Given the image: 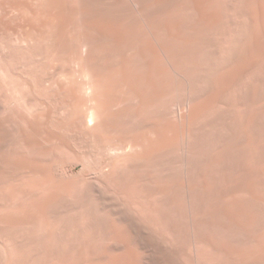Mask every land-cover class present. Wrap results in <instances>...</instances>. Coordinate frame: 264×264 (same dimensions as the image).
<instances>
[{
    "label": "rangeland",
    "instance_id": "1",
    "mask_svg": "<svg viewBox=\"0 0 264 264\" xmlns=\"http://www.w3.org/2000/svg\"><path fill=\"white\" fill-rule=\"evenodd\" d=\"M14 1L16 2V0H13V2L10 0H1L0 2V37L1 34L4 33V28L8 31L10 29L9 32L12 35H9L12 38L8 36L11 41H9L7 44V40H5V37L7 36L3 34L4 37L2 35V38H4L3 40L6 42L4 41L5 43H2L8 45V47H11L8 48L9 51L13 48L11 51L12 53L18 51L17 55L22 54L25 51V48H29V43L32 44V42L27 41L29 38L25 36L28 35L27 33L30 32L32 27L30 18H32L33 14L36 12V25L38 24L39 27L40 25H45V42L43 43V48L41 45V49L43 51L40 49V51L44 52L43 54L45 56L44 58L40 59V61L42 60V67L51 70L52 68H55V65L56 67L61 66V68L64 67V70H66L68 72L67 74L69 75L66 77V80L64 78L60 79L59 77H53L52 79L49 78V80L45 78L47 79L45 80L42 79L44 77L43 75L41 76L39 72L35 73L32 71L33 66L29 62L27 64L29 66H26L29 69L27 71L24 70L26 68L24 67L26 63L24 65L23 61L22 65H24V69L23 67L22 69L25 71V76L29 75V79L24 76L22 78L18 76V78H13L14 71H12V69L9 70L8 76L11 79V71L13 78L12 80H15V82L18 83L19 81L20 83L22 82L20 79L23 80V78H25L23 81L27 87L22 82V84L26 87L23 89L24 92L25 90L27 92L29 91L28 93H25L26 95L24 94L25 97H27L25 99L31 102L34 101V105L36 102L37 105L38 103L40 104L38 106L41 109L36 107L37 111H33L32 114H29L30 112L27 113L28 111L25 109V107L22 108L23 105L20 102L16 103L15 95H12L13 88L10 85L12 88L10 89L8 84L9 79H3L4 77L2 78L0 76V234L3 233L0 236V258L2 264H5L6 262L7 264H77V262L78 264H154V261H157L158 259L159 262L157 261L155 264H161L160 260L163 259V257L161 258L159 255L164 256L165 253L170 250V248L173 251H178L181 260L179 259L180 262L176 260L174 263L173 261L178 259L179 256H177L178 254H175L176 252L173 253L177 257H175V259L172 261V256H170L172 255V252H170L172 250H170L168 254L166 253L163 259L167 260L168 255L171 253L169 255L171 257L169 258L170 260H165L162 264H226V262L227 264H237L238 262V264H259L257 262L260 261V255L263 261L264 57L262 56H264V0H69V2H67V0H39L40 3H36V6L39 5L40 7L38 6L37 8H34L36 6L33 0V2H31V0H18L23 3L26 2L28 5L27 7L32 6V9H29L35 10L33 13L29 9V11L26 12L25 10H19L15 5V7H13ZM28 1L31 3V5H29ZM69 3L72 5H69ZM9 6L10 8H8ZM4 9L7 10L5 11ZM8 9L12 12H10ZM241 9L242 12H240ZM29 12L32 16L29 15ZM52 14L54 15L52 16ZM15 16L16 18H14ZM36 19H38L40 24L36 21ZM6 24L9 25L10 28ZM247 24V27H249L247 28L249 29V32H246L245 29H243ZM70 28H72L73 31ZM26 29L28 30L27 32ZM242 33L244 36H242ZM234 34L236 35L233 36ZM237 36H240L239 39ZM241 37L247 38L245 39L248 41V43H250V45L248 43L247 44L252 46V50L238 45V41ZM234 39H236V42H233ZM85 42L88 44V46ZM229 42L230 44H228ZM6 47L3 51L4 53L6 51L9 52ZM31 47L33 50L37 49V45L34 43ZM38 47H40V45ZM233 47L237 49V52L235 48L234 50L232 49ZM261 47L263 49L262 51ZM111 48L114 50L112 51ZM79 49H82L83 51ZM14 50L16 51L14 52ZM1 52L2 51H0V56L2 54ZM233 53H235V55ZM231 54H233L234 57L231 56ZM90 58L93 61H91ZM83 59L85 60L83 61L84 63L82 62ZM229 59L230 62L232 61L231 63L229 62ZM159 62L161 63L162 67ZM244 62L249 63L251 67L248 71H246V73L244 72L245 74H241L242 76L239 75V77L236 74L237 69L239 65L243 64ZM261 62L263 63V67H261ZM92 71L95 72L93 73ZM31 72H33V74ZM155 73L156 75H154ZM38 74L40 77H38ZM108 74L109 76H107ZM120 74L121 76H119ZM246 74L249 76H246ZM157 75L160 76L158 77ZM153 76L156 78L158 77L157 79L159 82H156L157 79ZM235 77L237 79H235ZM35 78H37V80ZM81 78L85 80V82L81 80ZM169 78H171V80ZM213 78L216 79V82ZM42 80L43 83H41ZM45 83L47 86L44 85ZM80 84H82V100L84 98L91 99L92 96V102L97 101L95 103H97V108L99 110L98 116L102 117L106 114L104 117H102V119L97 117L98 120L96 122V130L98 131L99 128L101 130L96 133L97 135L91 134L89 137V134L86 132V129L90 130L88 127L89 120H86L87 118L84 117L87 123H85L86 121H83V119L82 123L80 124L81 127L78 126L81 129L82 124L86 127H83V133H81V129H78L82 134V139L80 137L81 134L78 135L79 142L84 144L80 145L79 143L80 146H76V150L73 149L75 156H72L73 151L71 152L72 154L68 151L67 154L66 151H64L65 153L63 152V154L62 151L57 149L58 147H56V144L52 145V147L48 145V147H46L45 143L43 147H46V149H52L46 150L43 147L42 149L41 146L47 139V137H44L46 134L39 131L43 134L42 137L41 134L35 131V134L33 133L34 136H32V132L27 126L23 124L22 119L27 120V122L30 124L33 123V125H35L34 120L38 119V117L35 119V113V116L38 114H45V112V115L50 113L51 116H45L43 114L44 116L39 118L42 119V121L38 123H40V125L43 127L49 124L46 117H50L51 119H62L63 116L64 119H67L65 117L67 116L68 111L70 113L72 107L70 106L71 102L67 101L69 97H65L66 99L64 98V96H66V91L63 95L64 91L62 92V90L66 89V87L71 88L75 85L79 87ZM103 85L105 86L103 87ZM163 85L164 89H161L163 88ZM173 86H175V89ZM125 87H127V89H125ZM32 88L34 89L32 90ZM94 89L96 91H94ZM83 90L85 92H83ZM101 91L103 93H101ZM144 91L145 93L143 94ZM137 92H139V94ZM56 93L60 95L59 98H61V100L65 99V105H63L65 103L64 101L63 104L62 102H60V105L58 104V98L54 97L57 95ZM89 93H91V95ZM127 93L128 96H126ZM80 94L81 93L77 94V97ZM115 94L120 95L121 97H117ZM50 95H54V99H51ZM112 97L114 101L111 99ZM125 97L129 100H125ZM144 97L146 98L144 99ZM85 99L83 101H85ZM9 100L13 101L9 102ZM52 100L56 101V103ZM137 100L138 102L136 103ZM100 101L101 103H99ZM119 101H122V103ZM51 103L54 104L52 105ZM68 103L69 106L67 105ZM118 104L119 106H117ZM138 104L141 105L137 107ZM111 105L115 107L108 108V106ZM104 107H107V112ZM154 110L156 111L154 112ZM18 111L20 113H18ZM53 111H56V116L60 114L59 117L52 115ZM122 111L126 115L122 113ZM168 111L169 113H166ZM72 113L68 114V116H73ZM107 113L109 118L107 117ZM163 114L166 115L164 116ZM119 115L120 117H118ZM259 115L261 116L258 117ZM52 116L54 118H52ZM70 116L68 118L71 120L72 118H70ZM43 117L45 120H47V122L43 120ZM50 118L48 119L51 120ZM75 118L76 117L74 115L73 119ZM108 119H110V121H108ZM43 121L48 124H42ZM100 125H102L101 127H105L101 128ZM15 127H17L18 130ZM105 128L107 129L104 133ZM115 130L116 132L111 133ZM29 131L31 133L28 134ZM123 131L125 132L123 133ZM22 132L24 133L22 134ZM101 134L102 136H99ZM38 135L39 137L41 136L44 141L41 139V137L39 138ZM91 136L94 137V139L93 137L91 139L93 142L90 140ZM132 136L135 138L133 139ZM254 136L257 138V143L254 141L256 139ZM126 138L130 139L127 140ZM138 140L141 141V145L138 143ZM85 142H88V145L86 144L88 147L89 143L90 145L93 144L91 145V147L94 149H92V152L85 150L88 148L85 145ZM104 142L106 144L113 143V145L116 146L117 144L119 146L121 145L120 148L123 149L113 151V154L110 150V153H106L104 152V148L101 149L105 144ZM129 142L131 145H129ZM259 145L263 148L259 147ZM53 146L56 150H58L57 152H55L56 150ZM160 146L162 147L159 148ZM257 146L260 149H258ZM142 147H144V149ZM76 151L78 153L77 155ZM86 152L89 154L93 152L95 153L87 155L88 153ZM68 154L70 156H68ZM106 154H108V156ZM118 154L120 156H118ZM109 155H111V157ZM43 156L46 157L43 158ZM76 156H80L79 158L77 157L80 162L81 159H84L82 160L83 165L81 163V166L80 164L74 165ZM257 156L258 158H256ZM71 157L75 159H72ZM107 157H109L110 160ZM130 157L131 159L133 158V160H131ZM88 159L89 161H87ZM17 160H19L22 164L18 163L19 161ZM22 160L25 163H23ZM26 160L28 162H26ZM7 161H9L8 164L10 165L6 164ZM54 161L57 163V166L55 165ZM13 162L16 163L14 164ZM26 163L29 167L24 165ZM30 163L32 164L30 165ZM51 163L53 166L52 169L54 168L53 170L56 172V166L58 169L57 171H59L55 173L52 170L57 176L52 174L50 169V171L48 170L47 174H45V169L47 170V167H51ZM12 164H14V166L11 167ZM106 164L109 167H107ZM16 165L24 166H21V168L15 167ZM15 168L18 170V172L21 171L22 173H16L17 170L14 171ZM20 168L25 170V172ZM176 169L179 172H177ZM26 172H28L29 175ZM41 172L45 173L42 174ZM24 173L27 176H25ZM3 177L5 179H3ZM32 177L35 181L32 179ZM44 177L45 179L47 177L48 181L42 179ZM23 178L26 181H24ZM57 179L59 180L57 181ZM10 181L12 183H10ZM16 181L17 183H21L22 186L19 183L17 184ZM33 181L34 183L36 182V184H34ZM30 183H32L31 188L29 185ZM11 185H14V187L11 188ZM7 186L9 187L5 189ZM13 188H16L18 191ZM3 212H5V214ZM22 213L25 214L23 215ZM21 225L23 227H21ZM59 225L61 227H59ZM52 228H54V230ZM18 231H20V233ZM64 233L65 235L63 236ZM45 234L48 235V237ZM46 239L47 241L45 243ZM161 240L164 241L163 243L166 248L170 247L168 250H165L166 248L163 247L164 245H160L163 244ZM160 247L162 249L164 248L163 250L165 251H160ZM156 250L159 251H157V255ZM149 251L152 253H149ZM53 256L56 257L54 258ZM154 257L157 260H154ZM183 257L187 258L183 259ZM3 258L5 259L3 260ZM60 258H62V260H60ZM7 259L9 260L7 261ZM190 259H192L194 262L190 261Z\"/></svg>",
    "mask_w": 264,
    "mask_h": 264
},
{
    "label": "bare ground",
    "instance_id": "2",
    "mask_svg": "<svg viewBox=\"0 0 264 264\" xmlns=\"http://www.w3.org/2000/svg\"><path fill=\"white\" fill-rule=\"evenodd\" d=\"M6 1H9V0H6ZM11 2H13V0H10ZM24 1H26V0H24ZM30 1V0H29ZM28 1V3H29V5H31V3ZM34 2H35V6H36V3H40V1L39 0H33ZM32 0H31V2H33ZM64 1V0H63ZM95 1V0H94ZM106 1V0H105ZM152 1V0H151ZM0 2H1V0H0ZM58 2V1H57ZM67 2H69V0H67ZM74 2V1H73ZM76 2V1H75ZM119 2V1H118ZM127 2V1H126ZM129 2V1H128ZM10 3V2H9ZM48 3V2H47ZM61 3V2H60ZM98 3V2H97ZM100 3V2H99ZM103 3V2H102ZM122 3V2H121ZM10 4H12V3H10ZM71 3H69V5H70ZM145 4V3H144ZM149 4V3H148ZM2 5H3V3H2ZM1 5V6H2ZM7 5V4H6ZM20 10H25L26 12H28L30 9H32L31 7H27L28 5L26 4V2L25 3H23V2H20V1H18V0H16V2L14 1V4H13V7H15V6ZM32 5H33V3H32ZM44 5V4H43ZM45 5H47V4H45ZM55 5V4H54ZM53 5V6H54ZM65 5V4H64ZM72 5V4H71ZM101 5V4H100ZM109 5V4H108ZM39 5H37L36 7H34V8H37ZM112 6V5H111ZM154 6V5H153ZM40 7V6H39ZM42 7V6H41ZM71 7V6H70ZM76 7H77V5H76ZM117 7V6H116ZM2 8H3V6H2ZM5 8V7H4ZM7 8V7H6ZM8 8H10V6L8 7ZM30 8V9H29ZM46 8V7H45ZM51 8V7H50ZM58 8V7H57ZM68 8V7H67ZM78 8V7H77ZM105 8V7H104ZM124 8V7H123ZM14 9V8H13ZM29 9V10H28ZM43 9V8H42ZM41 9V10H42ZM112 9V8H111ZM111 9H110V11H111ZM118 9V8H117ZM129 9V8H128ZM153 9V8H152ZM5 10V9H4ZM7 10V9H6ZM5 10V11H6ZM9 10V9H8ZM18 10V11H19ZM56 10V9H55ZM10 11V10H9ZM17 11V12H18ZM24 11V12H25ZM30 11H32V13H33V11H35V10H30ZM54 11V10H53ZM103 11V10H102ZM4 12V11H3ZM10 12H12V11H10ZM15 12V11H14ZM23 12V11H22ZM39 12V11H38ZM42 12V11H41ZM52 12V11H51ZM89 12V11H88ZM109 12V11H108ZM137 12V11H136ZM240 12H242V9H241V11ZM6 13V12H5ZM47 13H49V12H47ZM53 13V12H52ZM57 13V12H56ZM65 13V12H64ZM70 13H71V11H70ZM133 13V12H132ZM247 13H249V12H247ZM246 13V14H247ZM22 14V13H21ZM43 14V13H42ZM100 14V13H99ZM244 14H245V12H244ZM251 14V13H250ZM11 15V14H10ZM16 15H19V14H16ZM25 15V14H24ZM29 15H31L30 14V12H29ZM29 15H27V16H29ZM36 15V12L33 14V16H32V18H30L31 20V25H32V27H31V29H30V32L29 33H27L28 35L27 36H25V37H28V38H26V39H28L27 41H31L32 42V44L31 43H29V45H30V47L29 48H25V51L22 53V54H19V55H17L18 53V51L17 52H15L16 50H14V52L15 53H12L11 51H12V49H10V51L8 50V48L10 47H8V45H6V44H3V43H5L6 41L5 40H7V44L9 43V41H11L10 40V38H8V36L9 35H11V33L9 32L10 31V29H9V31L8 30H5V28L3 29L4 31V33L3 34H5L7 37H5V40H3L4 38H2V35L3 34H1V37H0V39H1V41H0V51H2L1 53V56H0V76L3 78V79H9L8 80V84H9V86L11 85L12 86V88H11V86H10V89H12V91H13V93H12V95L14 96L15 95V99H16V103L18 102H20L23 106H22V108L23 107H25V109L28 111L27 113H29V114H32L33 113V111H37V108L36 107H38V108H40L38 105H40L39 103H38V105H37V102L35 103V105L33 104V102H31V101H27L25 98H27V97H25V93L27 92L26 90H25V92H24V89L27 87L26 86V84H25V82L23 81L25 78H23V80H21L20 79V81H22L23 82V84H25V86L22 84V82H20L19 83V79L17 80L18 81V83L17 82H15V80H12L13 78H18V77H27L28 78V76H25L24 74V70H28L29 68H27L26 66H29V65H27L28 64V62L30 63V64H32V66H33V70L32 71H34L35 73H40L41 74V76L43 75V77L44 78H42V79H45V78H47L48 80H49V78L50 79H52L53 77H59L60 79L61 78H64L65 80L67 79L66 77L69 75V74H67L68 72L66 71V70H64V67L63 68H61V66L60 67H56V65H55V68H52L51 70L49 69H46V68H43L42 67V64H41V61H40V59H42V58H44L45 56H44V52H42L43 50L41 49V45H42V48H43V43L45 42V37H44V30H45V25H43V26H41L40 25V27L38 26V24L36 25V22H35V16ZM38 15V14H37ZM40 15V14H39ZM46 15V14H45ZM51 15V14H50ZM54 14H52V16H53ZM58 15V14H57ZM71 15H74V14H71ZM249 15V14H248ZM254 15V14H253ZM21 16V15H20ZM44 16V15H43ZM64 16V15H63ZM69 16V15H68ZM101 16V15H100ZM247 16V15H246ZM252 16V15H251ZM49 17V16H48ZM48 17H47V19H48ZM51 17V16H50ZM55 17V16H54ZM79 17V16H78ZM129 17V16H128ZM130 17H132V16H130ZM242 17V16H241ZM248 17V16H247ZM254 17V16H253ZM14 18H16V16L14 17ZM26 18V17H25ZM28 18V17H27ZM53 18V17H52ZM80 18V17H79ZM93 18V17H92ZM66 19V18H65ZM252 19V18H251ZM3 20V19H2ZM1 20V21H2ZM20 20V19H19ZM22 20V19H21ZM67 20H68V18H67ZM247 20V19H246ZM15 21V20H14ZM27 21V20H26ZM30 21H28V22H30ZM36 21L37 22H39L38 21V19H36ZM62 21V20H61ZM70 21V20H69ZM69 21H68V23H69ZM73 21V20H72ZM80 21V20H79ZM78 21V22H79ZM99 21V20H98ZM97 21V22H98ZM130 21V20H129ZM24 22V21H23ZM46 22H47V20H46ZM51 22V21H50ZM57 22V21H56ZM118 22V21H117ZM244 22V21H243ZM250 22V21H249ZM4 23V22H3ZM3 23H1V24H3ZM42 23V22H41ZM80 23V22H79ZM240 23V22H239ZM247 23V22H246ZM5 24V23H4ZM25 24V23H24ZM29 24V23H28ZM39 24H40V22H39ZM46 24V23H45ZM56 24V23H55ZM120 24V23H119ZM242 24V23H241ZM7 25V24H6ZM61 25V24H60ZM68 25V24H67ZM74 25V24H73ZM115 25H116V23H115ZM124 25V24H123ZM244 25V24H243ZM9 28H10V26L9 25H7ZM12 26V25H11ZM72 26V25H71ZM248 26V24L246 25V26H244L245 28H243V29H245V31L246 32H249L248 30L249 29H247V28H249V27H247ZM2 27H3V25H2ZM6 27V26H5ZM47 27V26H46ZM51 27H53V26H51ZM252 27V26H251ZM67 28V27H66ZM83 28V27H82ZM29 29V28H28ZM55 29V28H54ZM72 31H73V29L72 28H70ZM80 29V28H79ZM85 29V28H84ZM258 29V28H257ZM25 30V29H24ZM75 30V29H74ZM94 30V29H93ZM108 30V29H107ZM241 30V29H240ZM12 31V30H11ZM20 31V30H19ZM28 30L26 29V32H27ZM54 32V31H53ZM64 32V31H63ZM77 32V31H76ZM79 32V31H78ZM94 32V31H93ZM106 32V31H105ZM104 32V33H105ZM240 32H242V31H240ZM245 32V33H246ZM0 33H1V31H0ZM52 33V32H51ZM56 33V32H55ZM70 33H72V32H70ZM82 33H83V31H82ZM95 33V32H94ZM103 33V34H104ZM262 33V32H261ZM60 34V33H59ZM58 34V35H59ZM77 34V33H76ZM75 34V35H76ZM247 34V33H246ZM245 34V35H246ZM258 34V33H257ZM68 35V34H67ZM74 35V34H73ZM81 35V34H80ZM83 35V34H82ZM236 34H234L233 36H235ZM260 35V34H259ZM12 36V35H11ZM11 36H9V37H11ZM23 36V37H24ZM61 36V35H60ZM242 36H244L243 35V33H242ZM249 36V35H248ZM3 37H4V35H3ZM16 37V36H15ZM51 37V36H50ZM64 37V36H63ZM105 37V36H104ZM124 37V36H123ZM128 37V36H127ZM238 37V36H237ZM240 37V36H239ZM239 37H238V39H239ZM9 40H8V39ZM12 38V37H11ZM67 38V37H66ZM70 38V37H69ZM73 38V37H72ZM87 38V37H86ZM85 38V39H86ZM246 38V37H245ZM244 37H241L240 38V40L238 41L239 43H238V45H240V46H243V47H246V48H248V49H251V47L252 46H249L250 45V43H248V41H246V39H245ZM46 39H48V38H46ZM56 39V38H55ZM68 39V38H67ZM74 39V38H73ZM102 39V38H101ZM118 39V38H117ZM124 39V38H123ZM130 39V38H129ZM237 39V38H236ZM236 39H234L233 40V42L235 41L236 42ZM3 40V41H2ZM18 40V39H17ZM60 40V39H59ZM64 40V39H63ZM79 40V39H78ZM5 41V42H4ZM47 41V40H46ZM102 41V40H101ZM125 41V40H124ZM231 41V40H230ZM3 42V43H2ZM17 42V41H16ZM25 42V41H24ZM77 42V41H76ZM94 42V41H93ZM104 42V41H103ZM123 42V41H122ZM127 42H129V41H127ZM126 42V43H127ZM131 42V41H130ZM232 42V43H233ZM11 43V42H10ZM22 43V42H21ZM33 43L35 44V45H37V49L36 50H33V48L31 47L32 45H33ZM52 43V42H51ZM66 43H69V42H66ZM79 43V42H78ZM86 43V42H85ZM95 43V42H94ZM249 45H248V44ZM12 44V43H11ZM46 44V43H45ZM61 44V43H60ZM62 44H63V42H62ZM72 44V43H71ZM71 44H69V45H71ZM81 44V43H80ZM87 44V43H86ZM228 44H230V42L228 43ZM236 44V43H235ZM7 47H6V46ZM14 45H15V43H14ZM14 45H12V46H14ZM27 45V44H26ZM40 45V47H38ZM47 45V44H46ZM82 45V44H81ZM66 46V45H65ZM77 46V45H76ZM83 46V45H82ZM85 46V45H84ZM87 46H88V44H87ZM97 46V45H96ZM101 46V45H100ZM228 46H230V45H228ZM239 46V47H240ZM5 47L7 48V50L9 51V52H3L4 50H5ZM35 47V46H34ZM49 47V46H48ZM230 47H232V46H230ZM11 48V47H10ZM32 50H31V49ZM46 48V47H45ZM59 48V47H58ZM64 48H66V47H64ZM78 48H79V46H78ZM88 48V47H87ZM87 48H86V52H87ZM93 48V47H92ZM108 48V47H107ZM227 48H229V47H227ZM234 48L235 47H233L232 49L234 50ZM3 49V50H2ZM15 49V48H14ZM27 49V50H26ZM28 49H30V50H28ZM35 49V48H34ZM40 49L42 50V51H40ZM53 49V48H52ZM75 49H77V48H75ZM112 49V48H111ZM119 49V48H118ZM74 50V49H73ZM79 50H82V49H79ZM94 50V49H93ZM100 50V49H99ZM114 49H112V51H113ZM233 50H231V51H233ZM235 50H236V52H237V49L235 48ZM246 50V49H245ZM252 50V49H251ZM263 49H262V47H261V51H262ZM55 51V50H54ZM83 51V50H82ZM89 51V50H88ZM228 51H229V49H228ZM230 51V52H231ZM264 51V50H263ZM11 52V53H10ZM58 52V51H57ZM94 52V51H93ZM100 52V51H99ZM109 52V51H108ZM234 52V51H233ZM235 52V53H236ZM249 52V51H248ZM54 53V52H53ZM103 53V52H102ZM101 53V54H102ZM229 53V52H228ZM235 53H233L234 55H235ZM261 53V52H260ZM55 54V53H54ZM79 54V53H78ZM89 54V53H88ZM104 54V53H103ZM112 54V53H111ZM110 54V55H111ZM230 54V53H229ZM233 54H231V56H233ZM82 55H83V53H82ZM85 55H87V54H85ZM90 55V54H89ZM128 55V54H127ZM262 55V54H261ZM264 55V54H263ZM53 56V55H52ZM56 56V55H55ZM78 56V55H77ZM119 56V55H118ZM229 56V55H228ZM237 56V55H236ZM61 57V56H60ZM65 57V56H64ZM80 57V56H79ZM83 57V56H82ZM101 57V56H100ZM108 57V56H107ZM121 57V56H120ZM126 57V56H125ZM234 57V56H233ZM262 57H264V56H262ZM76 58V57H75ZM84 58V57H83ZM103 58V57H102ZM122 58V57H121ZM67 59V58H66ZM73 59V58H72ZM82 59V58H81ZM85 59V58H84ZM82 60V62L83 61H85V60ZM125 59V58H124ZM239 59V58H238ZM27 62H26V61ZM53 60H54V58H53ZM90 60L91 61H93L91 58H90ZM98 60V59H97ZM104 60V59H103ZM102 60V61H103ZM108 60V59H107ZM110 60V59H109ZM113 60H115V59H113ZM112 60V61H113ZM130 60V59H129ZM141 60V59H140ZM220 60V59H219ZM22 61L24 62L23 64L25 65V63H26V65L24 66V65H22ZM49 61V60H48ZM61 61V60H60ZM69 61V60H68ZM72 61V60H71ZM88 61V60H87ZM101 61V60H100ZM131 61V60H130ZM221 61V60H220ZM67 62V61H66ZM78 62V61H77ZM80 62V61H79ZM229 62H230V59H229ZM228 62V63H229ZM232 62V61H231ZM230 62V63H231ZM233 62H235V61H233ZM40 63V64H39ZM49 63V62H48ZM52 63V62H51ZM63 63V62H62ZM73 63V62H72ZM84 63V62H83ZM102 63V62H101ZM152 63V62H151ZM158 63V62H157ZM160 63V62H159ZM262 63V62H261ZM56 64H58V63H56ZM104 64V63H103ZM106 64V63H105ZM118 64V63H117ZM125 64V63H124ZM152 64H154V63H152ZM240 64V63H239ZM22 65V66H21ZM64 65V64H63ZM68 65H69V63H68ZM75 65H77V64H75ZM74 65V66H75ZM80 65V64H79ZM90 65V64H89ZM109 65V64H108ZM126 65H128V64H126ZM126 65H125V68H126ZM148 65V64H147ZM160 65H161V63H160ZM228 65V64H227ZM232 65V64H231ZM26 67L25 69H24V67ZM49 66V65H48ZM82 66H83V64H82ZM261 66V65H260ZM22 67H23V69H22ZM77 67V66H76ZM94 67V66H93ZM96 67V66H95ZM107 67V66H106ZM161 67H162V65H161ZM161 67H159V68H161ZM213 67V66H212ZM250 64L249 63H247V62H244L243 64H241V65H239V67H238V69H237V75L239 76V75H241V74H245L246 73V71H248L249 69H250ZM261 67H263V63H262V66ZM66 68V67H65ZM73 68V67H72ZM78 68V67H77ZM81 68V67H80ZM79 68V69H80ZM88 68V67H87ZM92 68V67H91ZM164 68V67H163ZM209 68V67H208ZM12 69V71H14L13 72V78H12V72L10 71V75H11V79L9 78V76H8V73H9V70H11ZM96 69V68H95ZM100 69V68H99ZM106 69V68H105ZM122 69V68H121ZM132 69H133V66H132ZM140 69V68H139ZM144 69H145V67H144ZM143 69V70H144ZM155 69V68H154ZM166 69V68H165ZM68 70V69H67ZM94 70V69H93ZM111 70V69H110ZM131 70V69H130ZM153 70V69H152ZM210 70V69H209ZM236 70V69H235ZM29 71H31V70H29ZM73 71H74V69H73ZM78 71V70H77ZM96 71H98V70H96ZM118 71V70H117ZM124 71V70H123ZM135 71V70H134ZM137 71V70H136ZM159 71V70H158ZM158 71H157V73H158ZM234 71V70H233ZM86 72H88V71H86ZM93 73L95 72V71H92ZM110 72V71H109ZM137 72H139V71H137ZM152 72V71H151ZM160 72H161V69H160ZM206 72H208V71H206ZM245 72V73H244ZM257 72V71H256ZM263 72V71H262ZM29 73V72H28ZM32 74H33V72H31ZM31 73H30V75H31ZM74 74H76L75 72H73ZM84 73V72H83ZM99 73V72H98ZM101 73H104V72H101ZM122 73V72H121ZM145 73H147V72H145ZM205 73V72H204ZM210 73V72H209ZM233 73V72H232ZM235 73V72H234ZM27 74V73H26ZM80 74V73H79ZM85 74V73H84ZM88 74V73H87ZM90 74V73H89ZM106 74V73H105ZM125 74V73H124ZM140 74V73H139ZM163 74V73H162ZM162 74H160V75H162ZM248 74V73H247ZM246 74V76H249V75H247ZM250 74V73H249ZM16 75V76H15ZM39 75V74H38ZM73 75V74H72ZM71 75V76H72ZM127 75H129V74H127ZM135 75V74H134ZM144 75V74H143ZM153 75V74H152ZM154 75H156V73L154 74ZM159 75V76H160ZM164 75H165V73H164ZM205 75V74H204ZM264 75V74H263ZM18 76V77H17ZM33 76V75H32ZM34 76H35V74H34ZM77 76V75H76ZM89 76V75H88ZM91 76V75H90ZM107 76H109V74L107 75ZM119 76H121V74L119 75ZM131 76V75H130ZM149 76V75H148ZM158 76V75H157ZM158 76V77H159ZM169 76V75H168ZM172 76V75H171ZM170 76V77H171ZM242 76V75H241ZM31 77V76H30ZM38 77H40V75L38 76ZM73 77V76H72ZM81 77H82V75H81ZM111 77V76H110ZM129 77V76H128ZM138 77V76H137ZM152 77V76H151ZM153 77H155V76H153ZM157 77V78H158ZM227 77V76H226ZM240 77V76H239ZM1 78V79H2ZM69 78H70V76H69ZM74 78H75V76H74ZM78 78V77H77ZM76 78V79H77ZM86 78V77H85ZM91 78V77H90ZM100 78V77H99ZM113 78V77H112ZM119 78V77H118ZM147 78V77H146ZM156 78V77H155ZM156 78V79H157ZM163 78V77H162ZM166 78V77H165ZM223 78V77H222ZM2 79V80H3ZM29 79V78H28ZM36 80H37V78H35ZM47 79H45V80H47ZM56 79V78H55ZM71 79V78H70ZM92 79V78H91ZM108 79V78H107ZM116 79V78H115ZM121 79V78H120ZM127 79V78H126ZM130 79H131V77H130ZM138 79V78H137ZM155 79V80H156ZM170 80H171V78H169ZM213 79H215V78H213ZM212 79V80H213ZM235 79H237L236 77H235ZM239 79V78H238ZM44 80V81H45ZM58 80V79H57ZM63 80V79H62ZM78 80H79V78H78ZM81 80H83L82 78H81ZM93 80H95V79H93ZM132 80V79H131ZM153 80V79H152ZM165 80V79H164ZM167 80V79H166ZM223 80V79H222ZM227 80V79H226ZM59 81V80H58ZM64 81V80H63ZM71 81V80H70ZM84 82H85V80H83ZM88 81V80H87ZM136 81V80H135ZM158 81V79L156 80V82ZM173 81V80H172ZM207 81V80H206ZM231 81V80H230ZM233 81V80H232ZM39 82V81H38ZM68 82V81H67ZM80 82V81H79ZM101 82H103V81H101ZM117 82V81H116ZM132 82V81H131ZM148 82V81H147ZM159 82V81H158ZM164 82V81H163ZM171 82V81H170ZM210 82V81H209ZM212 82V81H211ZM215 82H216V79H215ZM6 83H7V81H6ZM36 83H37V81H36ZM41 83H43V80H42V82ZM60 83H61V81H60ZM65 83V82H64ZM71 83V82H70ZM73 83H74V81H73ZM81 83V82H80ZM88 83V82H87ZM91 83V82H90ZM119 83H120V81H119ZM123 83V82H122ZM136 83H137V81H136ZM142 83V82H141ZM155 83V82H154ZM169 83V82H168ZM207 83V82H206ZM206 83H203V84H206ZM2 84V83H1ZM7 84V85H8ZM29 84V83H28ZM27 84V85H28ZM51 84V83H50ZM59 84V83H58ZM79 84V83H78ZM89 84V83H88ZM102 84V83H101ZM106 84V83H105ZM111 84V83H110ZM146 84V83H145ZM149 84V83H148ZM152 84V83H151ZM165 84V83H164ZM230 84V83H229ZM44 85H46V83L44 84ZM54 85V84H53ZM72 85V84H71ZM86 85V84H85ZM93 85V84H92ZM126 85V84H125ZM142 85V84H141ZM169 85V84H168ZM173 85V84H172ZM232 85V84H231ZM230 85V86H231ZM259 85V84H258ZM39 86H40V83H39ZM47 86V85H46ZM65 86V85H64ZM66 86H68V85H66ZM70 86V85H69ZM75 86H77V85H75ZM75 86H73V87H71V88H67L66 87V89H64V90H62V92H63V95H64V93H65V91H66V96H64V98L65 97H69V99L67 100V101H69V102H71V104H70V106L72 107V109H73V113H72V109H71V111H70V113H72L73 114V116L71 115H69L70 116V118H72L71 120L68 118L69 116H68V114H70L69 113V111H68V113H67V116L65 117V118H67V119H64L63 118V116H62V119H55L53 116H52V118H54V119H51L50 117H48V118H50L51 120H49L47 117H46V119L48 120V123H46L47 122V120H45L44 119V117H43V120L44 121H46V122H42V124H48V125H46V126H42V125H40V123H38V122H41L42 121V119H39L41 116H44L45 114H46V112H45V114L43 115V114H38V115H40V116H35L36 115V113H35V115H34V117H35V119L38 117V121L37 120H34L33 122H34V124L35 125H33V123H29V122H27V120H24V119H22V121H23V124L25 125V126H27L29 129H30V131L32 132V134L34 133L35 134V131L36 132H38L39 134H41V136L43 137V134L42 133H40V132H43L44 134H46V136H44V137H47V139H46V141L45 142H43L44 144H42V146H41V148L43 147V145H45V143H46V147H48V146H50V147H52V145H55L56 144V147H58L57 149H59V151H62V153L64 152V151H66V154H67V151L69 152V153H71L72 151H73V149H77V148H75L76 146H80V145H83L84 143H80L79 142V139H78V135L79 134H81V133H83V130L82 129H84V128H86L85 126H83V124H82V129L81 128H79V127H81V123H82V120L83 121H86V120H89L88 121V127H89V129L90 130H87L86 129V132H87V134H89V137H90V135L91 134H94V135H97L96 133H98L101 129L99 128L98 129V131L96 130L97 128H96V126H97V124H96V122H97V117H99L98 115V108H97V103H95V102H97V101H93L92 102V96H91V99H85L84 97V99H85V101H83L82 100V98H81V95H83L82 94V84H80L79 85V87L77 86V87H75ZM105 85H103V87H104ZM113 86H115V85H113ZM127 86V85H126ZM154 86H155V84H154ZM202 86V85H201ZM3 87V86H2ZM43 87V86H42ZM53 87V86H52ZM51 87V88H52ZM89 87V86H88ZM96 87H97V85H96ZM100 87V86H99ZM111 87V86H110ZM124 87V86H123ZM129 87H131V86H129ZM142 87V86H141ZM146 87H147V85H146ZM167 87V86H166ZM166 87H165V89H166ZM175 86H173V88H174ZM207 87V86H206ZM205 87V88H206ZM216 87V86H215ZM9 88V87H8ZM24 88V89H23ZM40 88V87H39ZM46 88V87H45ZM49 88H50V86H49ZM56 88V87H55ZM64 88V87H63ZM62 88V89H63ZM89 88H91V87H89ZM88 88V89H89ZM93 88V87H92ZM107 88V87H106ZM105 88V89H106ZM109 88V87H108ZM134 88V87H133ZM169 88H170V86H169ZM203 88H204V86H203ZM228 88V87H227ZM34 88H32V90H33ZM86 89V88H85ZM96 89V88H95ZM94 89V91H96ZM113 89V88H112ZM119 89V88H118ZM121 89H123V88H121ZM125 89H127V87H125ZM129 89V88H128ZM135 89H137V88H135ZM152 89V88H151ZM150 89V90H151ZM157 89V88H156ZM161 89H164V85H163V88H161ZM175 89V88H174ZM173 89V90H174ZM222 89V88H221ZM29 90V89H28ZM43 90V89H42ZM47 90V89H46ZM90 90V89H89ZM111 90V89H110ZM117 90V89H116ZM120 90V89H119ZM149 90V89H148ZM91 91V90H90ZM113 91V90H112ZM115 91V90H114ZM121 91V90H120ZM141 91V90H140ZM139 91V92H140ZM157 91V90H156ZM166 91V90H165ZM170 91V90H169ZM172 91V90H171ZM228 91V90H227ZM226 91V92H227ZM260 91V90H259ZM29 92V91H28ZM27 92V93H28ZM40 92V91H39ZM43 92V91H42ZM46 92V91H45ZM83 92H85L84 90H83ZM86 92H87V90H86ZM105 92V91H104ZM118 92V91H117ZM129 92V91H128ZM132 92V91H131ZM139 92H137L138 94H139ZM148 92V91H147ZM152 92V91H151ZM150 92V93H151ZM212 92H213V90H212ZM35 93H37V92H35ZM52 93V92H51ZM79 93H81L78 97H77V94H79ZM96 93V92H95ZM101 93H103L102 91H101ZM108 93V92H107ZM110 93V92H109ZM114 93V92H113ZM116 93V92H115ZM145 93V91L143 92V94ZM158 93V92H157ZM25 94V95H24ZM32 94V93H31ZM54 94V93H53ZM57 94V93H56ZM55 94V95H56ZM60 94V93H59ZM67 94H68V96H67ZM90 95H91V93H89ZM100 94V93H99ZM105 94V93H104ZM118 94V93H117ZM117 94H115V95H117ZM120 94V93H119ZM142 94V95H143ZM152 94H153V92H152ZM164 94H167V93H164ZM11 95V94H10ZM34 95V94H33ZM41 95V94H40ZM58 95V94H57ZM57 95L56 96H54V97H56V98H58L57 99V101L59 102L58 104L60 105V102H62V104L65 102L64 100L66 99H62L61 100V98H59L60 97V95H58V97H57ZM62 95V96H63ZM86 95V94H85ZM125 95V94H124ZM147 95V94H146ZM149 95V94H148ZM160 95V94H159ZM163 95V94H162ZM210 95V94H209ZM260 95V94H259ZM47 96V95H46ZM51 96V99L53 98V96L52 95H50ZM86 96H88V95H86ZM99 96V95H98ZM121 97L120 95H117V97ZM123 96V95H122ZM126 96H128V93L126 94ZM133 96V95H132ZM140 96V95H139ZM156 96H158V95H156ZM161 96V95H160ZM160 96H158V97H160ZM262 96V95H261ZM12 97V96H11ZM31 97H32V95H31ZM35 97V96H34ZM42 97V96H41ZM101 97V96H100ZM116 97V98H117ZM149 97V96H148ZM184 97V96H183ZM186 97V96H185ZM45 98V97H44ZM50 98V97H49ZM48 98V99H49ZM55 98V99H56ZM88 98V97H87ZM102 98V97H101ZM104 98H105V96H104ZM109 98V97H108ZM135 98H137V97H135ZM143 98V97H142ZM141 98V99H142ZM146 97H144V99H145ZM156 98V97H155ZM177 98V97H176ZM37 99V98H36ZM39 99V98H38ZM54 99V98H53ZM111 99H113V97L111 98ZM128 98H126L125 97V100H127ZM132 99V98H131ZM143 99V100H144ZM151 99V98H150ZM157 99V98H156ZM161 99V98H160ZM165 99H166V97H165ZM216 99V98H215ZM219 99V98H218ZM103 100V99H102ZM108 100V99H107ZM121 100V99H120ZM129 100V99H128ZM127 100V101H128ZM135 100V99H134ZM142 100V101H143ZM147 100V99H146ZM11 100H9V102H10ZM13 101V100H12ZM11 101V102H12ZM52 101H54V100H52ZM64 101V102H63ZM113 101H114V99H113ZM132 101V100H131ZM130 101V102H131ZM149 101H151V100H149ZM148 101V102H149ZM154 101V100H153ZM157 101V100H156ZM162 101V100H161ZM263 101V100H262ZM46 102V101H45ZM50 102V101H49ZM55 103H56V101H54ZM105 102H107V101H105ZM110 102V101H109ZM119 102H121L122 103V101H119ZM129 102V103H130ZM138 102V100L136 101V103ZM144 102V101H143ZM185 102V101H184ZM183 102V103H184ZM187 102V101H186ZM94 103V104H93ZM99 103H101V101L99 102ZM102 103H103V101H102ZM116 103H117V101H116ZM120 103V104H121ZM132 103V102H131ZM131 103H130V105H131ZM153 103V102H152ZM156 103V102H155ZM20 104V105H21ZM52 104V103H51ZM54 104V103H53ZM52 104V105H53ZM62 104H61V106H62ZM66 104V102L63 104V105H65ZM96 104V105H95ZM106 104V103H105ZM104 104V105H105ZM111 104V103H110ZM115 104V103H114ZM125 104V103H124ZM150 104V103H149ZM68 106H69V103L67 104ZM99 105V104H98ZM141 104H138L137 105V107L138 106H140ZM156 105V104H155ZM18 106H19V104H18ZM60 106V107H61ZM106 106V105H105ZM117 106H119V104L117 105ZM134 106V105H133ZM144 106V105H143ZM147 106V105H146ZM149 106V105H148ZM180 106V105H179ZM15 107H17V106H15ZM42 107V106H41ZM50 107V106H49ZM55 107V106H54ZM70 107V108H71ZM99 107V106H98ZM109 107H115V106H108V108ZM121 107V106H120ZM119 107V108H120ZM145 107V106H144ZM161 107V106H160ZM160 107H159V109H160ZM171 107V106H170ZM18 108V107H17ZM20 108V107H19ZM53 108V107H52ZM68 108V107H67ZM105 108V107H104ZM107 108V107H106ZM106 108H105V110H106ZM124 108V107H123ZM133 108V107H132ZM146 108V107H145ZM164 108V107H163ZM25 109H23L24 111H26ZM41 109V108H40ZM44 109V108H43ZM57 109V108H56ZM100 109V108H99ZM114 109V108H113ZM134 109V108H133ZM141 109H142V107H141ZM165 109V108H164ZM13 110H14V108H13ZM13 110H11V111H13ZM17 110V109H16ZM39 110V109H38ZM55 110V109H54ZM68 110V109H67ZM70 110V109H69ZM101 110V109H100ZM104 110V111H105ZM121 110V109H120ZM158 110V109H157ZM162 110V109H161ZM170 110V109H169ZM42 111V110H41ZM109 111V110H108ZM114 111V110H113ZM132 111V110H131ZM130 111V112H131ZM137 111V110H136ZM156 110H154V112H155ZM179 111V110H178ZM43 112V111H42ZM48 112H50V111H48ZM51 112H52V110H51ZM56 111H53V113H52V115H54V116H56L55 113ZM63 112V111H62ZM61 112V113H62ZM106 112H107V110H106ZM141 112V111H140ZM152 112V111H151ZM154 112H152V113H154ZM6 113V112H5ZM11 113V112H10ZM13 113V112H12ZM18 113H20L19 111H18ZM23 113V112H22ZM100 113V112H99ZM102 113V112H101ZM104 113V112H103ZM115 113V112H114ZM122 113H124L123 111H122ZM133 113V112H132ZM159 113H161V112H159ZM163 113H165V112H163ZM166 113H169V111L168 112H166ZM17 114V113H16ZM48 115H45V116H51V114L50 113H47ZM50 114V115H49ZM65 114V113H64ZM116 114H118V113H116ZM125 114V113H124ZM142 114V113H141ZM13 115V114H12ZM11 115V116H12ZM18 115V114H17ZM24 115V114H23ZM60 115V114H59ZM59 115H57L56 117H59ZM74 115H75V119H73L74 118ZM103 115V114H102ZM106 115V114H105ZM104 115V116H105ZM120 115H123V114H120ZM120 115L118 116V117H120ZM126 115V114H125ZM130 115V114H129ZM157 115V114H156ZM164 115V114H163ZM166 115V114H165ZM164 115V116H165ZM262 115V114H261ZM261 115H259L258 117H260ZM264 115V114H263ZM15 116V115H14ZM13 116V117H14ZM20 116V115H19ZM19 116H18V118H19ZM32 116V115H31ZM104 116H102V117H104ZM150 116V115H149ZM152 116V115H151ZM158 116H159V114H158ZM30 117V116H29ZM33 117V118H34ZM61 117V116H60ZM87 118L86 120H85V118ZM102 117L100 116L99 118H101L102 119ZM107 117H108V113H107ZM106 117V118H107ZM131 117V116H130ZM134 117V116H133ZM140 117V116H139ZM257 117V116H256ZM22 118V117H21ZM25 118V117H24ZM42 118V117H41ZM109 118V117H108ZM125 118V117H124ZM135 118H137V117H135ZM134 118V119H135ZM161 118V117H160ZM262 118V117H261ZM264 118V117H263ZM30 119V118H29ZM119 119V118H118ZM122 119H123V117H122ZM32 120V119H31ZM112 120V119H111ZM125 120V119H124ZM154 120V119H153ZM22 121H20V122H22ZM52 122V123H50V122ZM99 121H100V119H99ZM108 121H110V119H108ZM115 121V120H114ZM121 121V120H120ZM127 121V120H126ZM132 121V120H131ZM107 122V121H106ZM117 122H119V121H117ZM133 122V121H132ZM184 122H185V120H184ZM261 122V121H260ZM37 123V124H36ZM85 123H87V121L85 122ZM99 123V122H98ZM107 123H109V122H107ZM106 123V124H107ZM131 123V122H130ZM145 123V122H144ZM15 124V123H14ZM79 124V125H78ZM99 124H101V123H99ZM119 124V123H118ZM123 124V123H122ZM121 124V125H122ZM141 124V123H140ZM149 124V123H148ZM18 125V124H17ZM34 126V127H32V126ZM86 125V124H85ZM121 125H119V126H121ZM128 125V124H127ZM143 125H145V124H143ZM12 126V125H11ZM15 126V125H14ZM79 126V127H78ZM87 126V125H86ZM102 125H100V127H101ZM109 126H112V125H109ZM116 126V125H115ZM26 127V128H27ZM35 127H37V128H35ZM47 127V128H46ZM84 127V128H83ZM98 127H99V125H98ZM105 127V126H104ZM104 127H101V128H104ZM126 127V126H125ZM170 127V126H169ZM264 127V126H263ZM16 129H17V127H15ZM112 128V127H111ZM111 128H110V130H111ZM120 128V127H119ZM122 128V127H121ZM130 128V127H129ZM14 129V128H13ZM24 129V128H23ZM78 129H81L80 131H82L81 133L79 132V130ZM106 129L107 128H105L104 129V133H105V131H106ZM114 129V128H113ZM116 129V128H115ZM124 129V128H123ZM189 129V128H188ZM262 129V128H261ZM18 130V129H17ZM117 130V129H116ZM116 130L115 131H110L111 133H113V132H116ZM168 130V129H167ZM182 130V129H181ZM258 130V129H257ZM259 130H260V128H259ZM26 131H27V129H26ZM25 131V132H26ZM28 132V134L29 133H31V132ZM40 131V132H39ZM89 131V132H88ZM146 131V130H145ZM145 131H143V132H145ZM172 131V130H171ZM19 132V131H18ZM125 131H123V133H124ZM161 132V131H160ZM169 132V131H168ZM185 132V131H184ZM24 132H22V134H23ZM37 133V134H38ZM118 133V132H117ZM119 133H120V131H119ZM176 133V132H175ZM256 133V132H255ZM3 134V133H2ZM16 134V133H15ZM34 134L32 135V136H34ZM36 134V135H37ZM107 134V133H106ZM121 134V133H120ZM127 134V133H126ZM125 134V135H126ZM187 134V133H186ZM257 134V133H256ZM261 134V133H260ZM260 134H259V136H260ZM35 135V136H36ZM109 135H111V134H109ZM115 135V134H114ZM117 135V134H116ZM129 135V134H128ZM144 135V134H143ZM147 135V134H146ZM163 135V134H162ZM255 135V134H254ZM19 136V135H18ZM22 136V135H21ZM40 136V137H41ZM84 136H86V135H84ZM99 136H102V134L101 135H99ZM121 136V135H120ZM127 136V135H126ZM259 136H257V137H259ZM10 137V136H9ZM8 137V138H9ZM27 137V136H26ZM38 137H39V135H38ZM39 137V138H40ZM41 137V139H43ZM80 137H81V139H82V134L80 135ZM87 137H88V135H87ZM92 137L93 136H91V138H90V140L92 139ZM96 137V136H95ZM133 137V136H132ZM148 137V136H147ZM164 137V136H163ZM255 137V136H254ZM3 138V137H2ZM18 138V137H17ZM32 138H34V137H32ZM103 138V137H102ZM105 138V137H104ZM135 137H133V139H134ZM160 138V137H159ZM175 138V137H174ZM178 138V137H177ZM256 138V137H255ZM13 139V138H12ZM31 139V138H30ZM93 139H94V137H93ZM110 139V138H109ZM125 139V138H124ZM127 139V138H126ZM130 138H128L127 140H129ZM136 139H139V138H136ZM135 139V140H136ZM144 139V138H143ZM143 139H142V141H143ZM260 139V138H259ZM39 140V139H38ZM90 140H88V141H90ZM99 140H100V138H99ZM115 140V139H114ZM119 140V139H118ZM144 140H146V139H144ZM148 140V139H147ZM181 140V139H180ZM188 140V139H187ZM256 140H257V138L254 140L255 141V143H257L256 142ZM260 140H262V139H260ZM259 140V141H260ZM4 141V140H3ZM22 141H23V139H22ZM40 141V140H39ZM42 141V140H41ZM43 141H44V139H43ZM92 141V140H91ZM102 141V140H101ZM139 141V140H138ZM173 141V140H172ZM184 141V140H183ZM2 142V141H1ZM36 142H38V141H36ZM93 142V141H92ZM91 142V143H92ZM97 142V141H96ZM141 141H139L138 143H140ZM145 142V141H144ZM177 142V141H176ZM26 143V142H25ZM79 143H80V145H79ZM88 142H85V145L87 144ZM105 143V142H104ZM132 143V142H131ZM168 143V142H167ZM170 143V142H169ZM261 143H262V141H261ZM264 143V142H263ZM262 143V144H263ZM1 144V143H0ZM2 144H4V143H2ZM9 144V143H8ZM20 144V143H19ZM35 144H37V143H35ZM39 144V143H38ZM120 144V143H119ZM133 144H135V143H133ZM132 144V145H133ZM142 143H140V145H141ZM148 144V143H147ZM161 144V143H160ZM177 144V143H176ZM179 144V143H178ZM24 145V144H23ZM48 145V146H47ZM88 145V144H87ZM86 145V146H87ZM91 145H93V144H91ZM91 145H90V143H89V147L87 148V149H85L86 151H88V152H92V147H91ZM101 145V144H100ZM125 145V144H124ZM129 145H131L130 144V142H129ZM168 145V144H167ZM172 145V144H171ZM174 145V144H173ZM261 145V144H260ZM259 145V147H261ZM19 146V145H18ZM21 146V145H20ZM31 146V145H30ZM36 146V145H35ZM34 146V147H35ZM40 146H39V149H40ZM121 146V145H120ZM120 146L117 144V146L116 145H113V143H105L104 145H103V147L101 148V149H105V151L104 152H106V153H110L109 152V150L110 151H112V154H113V151H117V150H121V149H123V148H120ZM126 146V145H125ZM144 146V145H143ZM165 146V145H164ZM11 147H12V145H11ZM46 147H43V148H45L46 149ZM54 147V146H53ZM145 147V146H144ZM144 147H142L143 149H144ZM162 146H160L159 148H161ZM256 147V146H255ZM264 147V146H263ZM263 147H261V148H263ZM13 148V147H12ZM37 148H38V146H37ZM42 148V149H43ZM79 148V147H78ZM127 148H128V146H127ZM135 148H136V146H135ZM140 148V147H139ZM146 148V147H145ZM165 148H166V146H165ZM177 148V147H176ZM257 148H258V146H257ZM20 149V148H19ZM34 149H36V148H34ZM44 149V150H45ZM48 149H52V148H48ZM48 149H46V150H48ZM54 149H55V147H54ZM254 149H256V148H254ZM258 149H260V148H258ZM264 149V148H263ZM24 150V149H23ZM56 150V149H55ZM79 150V149H78ZM94 150V149H93ZM165 150V149H164ZM173 150H174V148H173ZM183 150V149H182ZM13 151V150H12ZM33 151V150H32ZM40 151H41V149H40ZM58 150H56L55 152H57ZM82 151V150H81ZM96 151V150H95ZM99 151V150H98ZM123 151V150H122ZM126 151V150H125ZM160 151V150H159ZM162 151V150H161ZM179 151V150H178ZM6 152V151H5ZM36 152L38 153V151L36 150ZM54 152V153H55ZM78 152H80V151H78ZM88 152H86V153H88ZM172 152V151H171ZM175 152H177V151H175ZM23 153V152H22ZM46 153V152H45ZM52 153V152H51ZM61 153V152H60ZM65 153V152H64ZM63 153V154H64ZM83 153H84V151H83ZM85 153V154H86ZM93 153H95V152H93ZM93 153H90V154H93ZM97 153H101V152H97ZM120 153V152H119ZM178 153V152H177ZM181 153V152H180ZM31 154H33V153H31ZM58 154V153H57ZM72 154V153H71ZM78 153H77V151H76V155H77ZM89 153L87 154V155H90ZM183 154V153H182ZM181 154V155H182ZM255 154V153H254ZM261 154V153H260ZM264 154V153H263ZM1 155V154H0ZM34 155V154H33ZM32 155V156H33ZM38 155V154H37ZM47 155V154H46ZM59 155V154H58ZM83 155V154H82ZM102 155H103V153H102ZM107 156H108V154H106ZM116 155V154H115ZM114 155V156H115ZM256 155V154H255ZM254 155V156H255ZM21 156V155H20ZM55 156V155H54ZM68 156H70L69 154H68ZM67 156V157H68ZM72 156H75L74 155V151H73V155ZM110 157H111V155H109ZM113 156V157H114ZM118 156H120L119 154H118ZM178 156H179V154H178ZM262 156V155H261ZM264 156V155H263ZM1 157V156H0ZM44 157H46V156H43V158ZM62 157V156H61ZM66 157V156H65ZM77 157L79 158L80 156H76V159H77ZM87 158H89L88 156H86ZM90 157H92V156H90ZM133 157V156H132ZM135 157V156H134ZM183 157H184V155H183ZM16 158V157H15ZM17 158H19V157H17ZM26 158V157H25ZM25 158H24V160H25ZM58 158V157H57ZM72 158V157H71ZM82 158V157H81ZM86 158V159H87ZM108 159H109V157H107ZM256 158H258V156L256 157ZM261 158V157H260ZM264 158V157H263ZM263 158H261V159H263ZM33 159V158H32ZM40 159H41V157H40ZM49 159V158H48ZM51 159V158H50ZM53 159V158H52ZM60 159V158H59ZM69 159V158H68ZM72 159H75V158H72ZM75 159V161H74V165H79L80 163L83 165V162H82V160H84V159H81V162L79 161V159H77L76 160ZM105 159V158H104ZM115 159V158H114ZM113 159V160H114ZM120 159V158H119ZM130 159H131V157H130ZM11 160V159H10ZM16 160V159H15ZM28 160H30V159H28ZM58 160V159H57ZM110 160V159H109ZM131 160H133V158L131 159ZM178 160H179V158H178ZM258 160V159H257ZM264 160V159H263ZM3 161V160H2ZM17 161H19V160H17ZM20 161H21V159H20ZM18 162V163H21V162ZM32 161V160H31ZM30 161V162H31ZM43 161V160H42ZM46 161V160H45ZM51 161V160H50ZM53 161V160H52ZM61 161V160H60ZM73 161V160H72ZM87 161H89V159L87 160ZM181 161V160H180ZM22 162H23V160H22ZM26 162H28L27 160H26ZM34 162V161H33ZM55 162V161H54ZM63 162V161H62ZM86 162V161H85ZM9 163V161H7V163L6 164H8ZM14 164L16 163V162H13ZM17 163V164H18ZM23 163H25V162H23ZM187 163V162H186ZM258 163V162H257ZM14 164H12L11 165V167L12 166H14ZM22 164V163H21ZM32 163H30V165H31ZM43 164H45V163H43ZM57 163L55 162V165H56ZM59 164V163H58ZM61 164H64V163H61ZM67 164V163H66ZM73 164V163H72ZM81 164H80V166H81ZM108 164V163H107ZM106 164V165H107ZM176 164V163H175ZM4 165V164H3ZM8 165H10V164H8ZM24 165H26V166H28V164L26 163V164H24ZM24 165H19V166H15V167H23ZM89 165V164H88ZM104 165V164H103ZM116 165V164H115ZM43 166V165H42ZM50 166L51 167H47V170L45 169V171H46V173L45 174H47V171L50 169L51 170V172H52V174H54L53 173V169H52V163L50 164ZM57 166V165H56ZM55 166V170H56V172L55 173H57V172H59V171H57L58 169H57V167ZM63 166V165H62ZM84 166H85V163H84ZM91 166V165H90ZM111 166V165H110ZM117 166V165H116ZM115 166V167H116ZM187 166V165H186ZM21 167V168H22ZM29 167V166H28ZM36 167V166H35ZM83 167V166H82ZM102 167V166H101ZM107 167H109L108 165H107ZM4 168V167H3ZM6 168V167H5ZM8 168V167H7ZM14 168V167H13ZM20 168V169H21ZM27 168V167H26ZM32 168V167H31ZM84 168V167H83ZM12 169V168H11ZM19 169V170H20ZM37 169V168H36ZM82 169V168H81ZM186 169V168H185ZM3 170V169H2ZM5 170V169H4ZM9 170V169H8ZM17 169L15 168V170L14 171H16ZM21 170H23V169H21ZM28 170V169H27ZM26 170V171H27ZM49 170V171H50ZM53 170V171H52ZM70 170V169H69ZM177 170V169H176ZM24 172H25V170H23ZM32 171V170H31ZM43 171H44V169H43ZM67 171V170H66ZM87 171V170H86ZM4 172V171H3ZM18 172V170L16 171V173ZM19 172H21V171H19ZM18 172V173H19ZM36 172V171H35ZM90 172V171H89ZM177 172H179L178 170H177ZM2 173V172H1ZM22 173V172H21ZM28 175H29V173L28 172H26ZM33 173V172H32ZM42 173V172H41ZM44 173H42V174H44ZM3 174V173H2ZM1 174V175H2ZM10 174V173H9ZM20 174V173H19ZM31 174V173H30ZM58 174H60V173H58ZM79 174V173H78ZM83 174V173H82ZM84 174H85V172H84ZM83 174V175H84ZM5 175V174H4ZM24 175H25V173H24ZM48 175H49V173H48ZM47 175V176H48ZM54 175H56V174H54ZM185 175V174H184ZM6 176V175H5ZM9 176V175H8ZM11 176V175H10ZM13 176H15V175H13ZM20 176V175H19ZM25 176H27V175H25ZM50 176V175H49ZM48 176V177H49ZM57 176V175H56ZM55 176V177H56ZM59 176V175H58ZM85 176V175H84ZM87 176V175H86ZM2 177V176H1ZM67 177V176H66ZM71 177H73V176H71ZM82 177V176H81ZM7 178V177H6ZM16 178V177H15ZM27 178V177H26ZM30 178V177H29ZM51 178H52V175H51ZM50 178V179H51ZM74 178V177H73ZM3 179H5L4 177H3ZM31 179V178H30ZM32 179H33V177H32ZM42 179H45V177L44 178H42ZM41 179V180H42ZM14 180V179H13ZM12 180V181H13ZM23 180H24V178H23ZM34 180V179H33ZM45 180H47L48 181V179H47V177H46V179ZM52 180V179H51ZM51 180H49V181H51ZM54 180H55V178H54ZM59 179H57V181H58ZM61 180V179H60ZM24 181H26V180H24ZM35 181V180H34ZM34 181H33V183H34ZM40 181V180H39ZM264 181V180H263ZM3 182V181H2ZM15 182V181H14ZM13 182V183H14ZM32 182V181H31ZM45 182V181H44ZM65 182V181H64ZM10 183H12L11 181H10ZM16 183H17V181H16ZM16 183H14V184H16ZM19 183V182H18ZM17 183V184H18ZM21 183H22V180H21ZM21 183H19V184H21ZM40 183V182H39ZM48 184H50L49 182H47ZM57 183V182H56ZM59 183V182H58ZM262 183V182H261ZM34 184H36V182L34 183ZM61 184H63V183H61ZM60 184V185H61ZM66 184V183H65ZM25 185V184H24ZM23 185V186H24ZM30 185V188H31V185H32V183H30L29 184ZM29 185H28V188H29ZM41 185V184H40ZM58 185V184H57ZM17 186V185H16ZM21 186H22V184H21ZM36 186V185H35ZM9 186H7L5 189H7ZM12 187H14V185L12 186L11 185V188ZM38 187H39V185H38ZM56 187V186H55ZM17 188V187H16ZM16 188H13V189H16ZM27 188V189H28ZM34 188H36V187H34ZM50 188H51V186H50ZM63 188V187H62ZM19 189H21V188H19ZM27 189H24V190H27ZM33 189V188H32ZM60 189V188H59ZM10 190V189H9ZM12 190V189H11ZM36 190V189H35ZM62 190V189H61ZM16 191H18L17 189H16ZM23 191V190H22ZM33 191V190H32ZM37 191V190H36ZM46 191V190H45ZM29 192H30V190H29ZM28 192V193H29ZM48 192V191H47ZM63 192H65V191H63ZM8 193V192H7ZM24 193V192H23ZM32 193V192H31ZM39 193V192H38ZM49 193H51V192H49ZM182 193V192H181ZM16 194V193H15ZM55 194V193H54ZM39 195V194H38ZM44 195H46V194H44ZM59 195V194H58ZM184 195V194H183ZM28 196V195H27ZM26 196V197H27ZM34 196H36V195H34ZM52 196V195H51ZM9 197V196H8ZM55 197V196H54ZM57 197V196H56ZM64 197V196H63ZM14 198V197H13ZM29 198V197H28ZM32 198V197H31ZM34 198V197H33ZM41 198V197H40ZM49 198V197H48ZM59 198H60V196H59ZM65 198V197H64ZM63 199V198H62ZM20 200V199H19ZM19 200H17V201H19ZM22 200H23V198H22ZM21 200V201H22ZM29 200V199H28ZM36 200H37V198H36ZM39 200V199H38ZM184 200V199H183ZM182 200V201H183ZM15 201V200H14ZM29 201H31V200H29ZM46 201V200H45ZM56 201V200H55ZM64 201V200H63ZM13 202V201H12ZM28 202V201H27ZM51 202V201H50ZM57 202V201H56ZM60 202V201H59ZM19 203V202H18ZM24 203V202H23ZM45 203V202H44ZM26 204H28V203H26ZM37 204V203H36ZM46 204V203H45ZM61 204V203H60ZM11 205V204H10ZM51 205V204H50ZM14 206V205H13ZM29 206H30V204H29ZM36 206V205H35ZM53 206V205H52ZM59 206V205H58ZM238 206V205H237ZM20 207V206H19ZM48 207H49V205H48ZM182 207V206H181ZM12 208V207H11ZM30 208V207H29ZM55 208H56V206H55ZM183 208V207H182ZM9 209V208H8ZM14 209H15V207H14ZM22 209V208H21ZM35 209H36V207H35ZM57 209V208H56ZM184 209V208H183ZM220 209V208H219ZM19 210H20V208H19ZM25 210V209H24ZM5 211V210H4ZM11 211V210H10ZM17 211V210H16ZM30 211V210H29ZM60 211V210H59ZM6 212V211H5ZM5 212H3L4 214H5ZM28 212V211H27ZM63 212V211H62ZM14 213V212H13ZM15 213H17V212H15ZM56 213H57V211H56ZM181 213V212H180ZM221 213V212H220ZM2 214V213H1ZM9 214V213H8ZM23 214V213H22ZM25 214V213H24ZM23 214V215H24ZM36 214V213H35ZM34 214V215H35ZM64 214V213H63ZM62 214V215H63ZM32 215V214H31ZM30 215V216H31ZM41 215V214H40ZM65 215V214H64ZM186 215V214H185ZM2 216V215H1ZM12 216V215H11ZM17 216V215H16ZM28 216V215H27ZM36 216V215H35ZM47 216V215H46ZM6 217H7V215H6ZM10 217V216H9ZM22 217V216H21ZM41 217V216H40ZM39 217V218H40ZM56 217H57V215H56ZM177 217V216H176ZM180 217V216H179ZM15 218V217H14ZM17 218V217H16ZM12 219V218H11ZM31 219V218H30ZM38 219V218H37ZM63 219V218H62ZM225 219V218H224ZM9 220V219H8ZM14 220V219H13ZM20 220V219H19ZM39 220V219H38ZM164 220V219H163ZM12 221V220H11ZM31 221V220H30ZM32 221H33V219H32ZM37 221V220H36ZM181 221V220H180ZM17 222H18V220H17ZM17 222H15V223H17ZM35 222V221H34ZM59 222V221H58ZM162 222V221H161ZM165 222V221H164ZM183 222H185V221H183ZM227 222V221H226ZM3 223V222H2ZM6 223V222H5ZM14 223V224H15ZM37 223V222H36ZM163 223V222H162ZM221 223V222H220ZM8 224V223H7ZM164 224V223H163ZM184 224V223H183ZM219 224V223H218ZM5 225V224H4ZM224 225H225V223H224ZM2 226V225H1ZM40 226V225H39ZM44 226H45V223H44ZM64 226V225H63ZM168 226V225H167ZM218 226H220V225H218ZM254 226V225H253ZM12 227H13V225H12ZM14 227H16V226H14ZM19 227V226H18ZM21 227H23L22 225H21ZM24 227H25V225H24ZM29 227V226H28ZM35 227H38V226H35ZM34 227V228H35ZM43 227V226H42ZM59 227H61L60 225H59ZM65 227V226H64ZM1 228V227H0ZM162 228V227H161ZM164 228V227H163ZM187 228V227H186ZM223 228V227H222ZM36 229V228H35ZM42 229V228H41ZM51 229V228H50ZM53 230H54V228H52ZM56 229V228H55ZM62 229L64 230V228L62 227ZM220 229V228H219ZM228 229V228H227ZM230 229V228H229ZM15 230V229H14ZM21 230V229H20ZM25 230V229H24ZM188 230V229H187ZM226 230V229H225ZM238 230V229H237ZM11 231V230H10ZM26 231V230H25ZM31 231H32V227H31ZM34 231V230H33ZM51 232H53L52 230H50ZM61 231V230H60ZM161 231V230H160ZM214 231V230H213ZM227 231V230H226ZM12 232H13V230H12ZM11 232V233H12ZM16 232V231H15ZM19 233H20V231H18ZM46 232V231H45ZM62 232V231H61ZM185 232V231H184ZM217 232H218V230H217ZM216 232V233H217ZM223 232V231H222ZM237 232V231H236ZM241 232V231H240ZM8 233V232H7ZM10 233V234H11ZM29 233H31V232H29ZM46 233H48V232H46ZM163 233V232H162ZM183 233V232H182ZM214 233V232H213ZM215 233V234H216ZM219 233H221V232H219ZM3 234V233H2ZM2 234H0V236L2 235ZM15 234V233H14ZM178 234V233H177ZM225 234V233H224ZM227 234V233H226ZM4 235H5V233H4ZM3 235V236H4ZM13 235V234H12ZM18 235V234H17ZM46 235V234H45ZM65 235V233L63 234V236ZM158 235V234H157ZM166 235V234H165ZM164 235V236H165ZM171 235H172V233H171ZM232 235H234V234H232ZM8 236V235H7ZM22 236V235H21ZM47 237H48V235H46ZM59 236V235H58ZM160 236V235H159ZM179 236V235H178ZM223 236V235H222ZM236 236V235H235ZM18 237V236H17ZM19 237H20V235H19ZM60 237V236H59ZM62 237V236H61ZM167 237V236H166ZM174 237V236H173ZM4 238V237H3ZM22 238V237H21ZM159 238V237H158ZM167 238H169V237H167ZM225 238V237H224ZM238 238V237H237ZM7 239V238H6ZM49 239V238H48ZM63 239V238H62ZM65 239V238H64ZM216 239V238H215ZM66 240V239H65ZM237 240V239H236ZM4 241V240H3ZM7 241V240H6ZM13 241V240H12ZM16 241V240H15ZM19 241V240H18ZM17 241V242H18ZM46 241H47V239L45 240V243H46ZM49 241H51V240H49ZM162 241V240H161ZM164 241H162V243H163ZM207 242V241H206ZM238 242V241H237ZM5 243V242H4ZM10 243V242H9ZM166 243V242H165ZM202 243V242H201ZM11 244V243H10ZM15 244V243H14ZM50 244V243H49ZM48 244V245H49ZM53 244V243H52ZM57 244H59V243H57ZM221 244V243H220ZM230 244V243H229ZM19 245V244H18ZM51 245V244H50ZM63 245H65V244H63ZM161 246H163L164 245V243L163 244H160ZM172 245H173V243H172ZM177 245V244H176ZM166 246H167V244H166ZM181 246V245H180ZM183 246V245H182ZM0 247H1V245H0ZM5 247V246H4ZM17 247V246H16ZM20 247H22V246H20ZM163 247H165V245L163 246ZM174 247H176V246H174ZM8 248V247H7ZM11 248V247H10ZM14 248V247H13ZM55 248V247H54ZM166 248V247H165ZM170 248V247H169ZM168 247L165 249V250H168L169 249ZM179 248V247H178ZM16 249V248H15ZM164 249V248H163ZM161 247H160V251H165V250H163ZM177 249V248H176ZM10 250V249H9ZM14 250V249H13ZM21 250V249H20ZM54 250H56V249H54ZM170 250H172L171 248H170ZM170 250H168V252H166L167 254L169 253V251ZM183 250V249H182ZM195 250V249H194ZM4 251H5V249H4ZM38 251V250H37ZM157 251L158 250H156V255H157ZM190 251V250H189ZM154 252V251H153ZM159 252V251H158ZM170 252H172V255H170V256H172V261H173V259H175V257H177V256H179L180 254H178V251L176 252V251H170ZM176 252V253H175ZM181 252V251H180ZM179 252V253H180ZM10 253H11V251H10ZM47 253H49V252H47ZM60 253V252H59ZM149 253H152V252H150L149 251ZM161 253V252H160ZM159 253V254H160ZM166 253H165V255H166ZM173 253H175L177 256H175ZM183 253V252H182ZM258 253H262V252H258ZM3 254V253H2ZM62 254V253H61ZM154 254V253H153ZM158 254V255H159ZM162 254H164V253H162ZM4 255H6V254H4ZM11 255V254H10ZM25 255V254H24ZM44 255V254H43ZM151 255V254H150ZM165 255L163 256V255H159V256H161V258L163 257V259H164V257H165ZM168 255V258H167V260L169 259V258H171L170 256ZM60 256V255H59ZM62 256V255H61ZM158 256V257H159ZM173 256H174V258H173ZM183 256V255H182ZM258 256V255H257ZM1 257V256H0ZM8 257V256H7ZM27 257V256H26ZM43 257V256H42ZM54 257V256H53ZM56 257V256H55ZM54 257V258H55ZM156 257V256H155ZM154 257V260L156 259ZM157 257V258H158ZM167 257V256H166ZM260 258H261V255L259 256ZM262 257H264V255L262 256ZM12 258V257H11ZM22 258V257H21ZM39 258V257H38ZM54 258H53V260H54ZM76 258V257H75ZM152 258V257H151ZM151 258H149V259H151ZM160 258V257H159ZM185 258H187V257H183V259H185ZM239 258H241V257H239ZM259 258V262H257V263H259V264H263V262H264V260L262 261V258L260 259ZM5 258H3V260H4ZM28 259V258H27ZM44 259V258H43ZM43 259H42V261H43ZM78 259V258H77ZM163 259H161L160 260V263L162 264L163 263V261H165V260H163ZM179 259H180V256H179V258L178 259H175L173 262L175 263L176 262V260L178 261V262H180L179 261ZM183 259H182V261H183ZM237 259V258H236ZM235 259V260H236ZM9 259H7V261H8ZM13 260V259H12ZM21 260V259H20ZM25 260V259H24ZM45 260V259H44ZM60 260H62V258H60ZM157 260V259H156ZM159 260V259H158ZM157 260V261H158ZM166 260V261H167ZM170 260V259H169ZM181 260V259H180ZM240 260V259H239ZM10 261H11V259H10ZM23 261V260H22ZM41 261V262H42ZM65 261V260H64ZM151 261H153V260H151ZM157 261H154V264H155V262H157ZM162 261V262H161ZM190 261H192V262H194L192 259H190ZM258 261V260H257ZM36 262H37V260H36ZM39 262V261H38ZM159 262V261H158ZM188 262V261H187ZM230 262V261H229ZM256 262V261H255ZM19 263V262H18ZM28 263V262H27ZM76 263V262H75ZM80 263H81V261H80ZM167 263V262H166ZM168 263H169V261H168ZM182 263V262H181ZM239 263V262H238ZM237 263V264H238ZM242 263V262H241ZM0 264H2V261H1V258H0ZM5 264H7V262L5 263ZM11 264H14V263H11ZM23 264V263H22ZM26 264V263H25ZM42 264V263H41ZM49 264V263H48ZM77 264H78V262H77ZM165 264V263H164ZM171 264V263H170ZM173 264V263H172ZM176 264H178V263H176ZM187 264V263H186ZM223 264H225V263H223ZM226 264H227V262H226ZM231 264V263H230ZM252 264H255V263H252Z\"/></svg>",
    "mask_w": 264,
    "mask_h": 264
}]
</instances>
